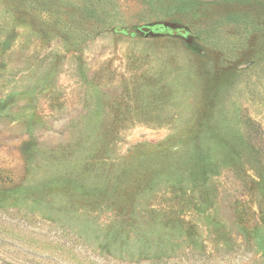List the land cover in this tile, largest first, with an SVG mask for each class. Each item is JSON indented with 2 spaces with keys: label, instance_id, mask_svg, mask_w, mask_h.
<instances>
[{
  "label": "rangeland",
  "instance_id": "374dc122",
  "mask_svg": "<svg viewBox=\"0 0 264 264\" xmlns=\"http://www.w3.org/2000/svg\"><path fill=\"white\" fill-rule=\"evenodd\" d=\"M0 264H264V0H0Z\"/></svg>",
  "mask_w": 264,
  "mask_h": 264
},
{
  "label": "water",
  "instance_id": "95a60500",
  "mask_svg": "<svg viewBox=\"0 0 264 264\" xmlns=\"http://www.w3.org/2000/svg\"><path fill=\"white\" fill-rule=\"evenodd\" d=\"M148 30H150V29H149V28H145V29H144V31H148Z\"/></svg>",
  "mask_w": 264,
  "mask_h": 264
}]
</instances>
